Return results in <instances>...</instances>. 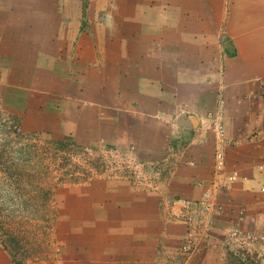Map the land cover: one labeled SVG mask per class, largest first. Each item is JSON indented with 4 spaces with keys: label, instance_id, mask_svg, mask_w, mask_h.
I'll list each match as a JSON object with an SVG mask.
<instances>
[{
    "label": "crops",
    "instance_id": "crops-1",
    "mask_svg": "<svg viewBox=\"0 0 264 264\" xmlns=\"http://www.w3.org/2000/svg\"><path fill=\"white\" fill-rule=\"evenodd\" d=\"M53 1L56 7L57 0ZM53 1L43 5V0H0L1 112L42 130L49 119L56 125L62 118H72L77 126H99L95 108L105 109L103 90L115 85L112 89L120 96L116 101L125 122L137 125L140 119L146 125L142 142L137 141L141 153H148L143 156L160 157L168 145L179 150L171 142L175 128L181 124L180 132L187 126L190 137L184 156L194 167L186 170L192 179L207 183L214 144L205 120L222 100L229 142L226 171H237L239 177L217 196L224 213L216 231L231 225L248 229L252 223L263 222L264 173L257 166L264 159V0H140L137 21L147 33L156 31L145 40L114 38L115 54L125 63L117 67L125 75L113 81L105 78L101 52L82 54V49H76L94 40L77 38L78 27L66 42L45 36L48 28L60 23L58 9L54 19L51 15L43 24V14H49ZM222 34L226 41L220 43ZM143 99L145 108L140 109ZM155 132L158 137L151 136ZM199 190L191 189L190 195L197 196ZM99 197L88 210L96 217L91 219L93 224H101L104 237H99L108 242L106 264H156V257L169 252V243L175 247L182 236L179 229L176 232V227L163 223L156 197L119 196V192ZM97 202L104 206L99 216ZM241 208L249 218L240 217Z\"/></svg>",
    "mask_w": 264,
    "mask_h": 264
},
{
    "label": "rangeland",
    "instance_id": "rangeland-1",
    "mask_svg": "<svg viewBox=\"0 0 264 264\" xmlns=\"http://www.w3.org/2000/svg\"><path fill=\"white\" fill-rule=\"evenodd\" d=\"M43 1V5H51L53 0ZM57 3L55 7L53 1L49 14H43V24L50 21L51 15L54 19V12L60 9L56 14L59 27L48 28L45 36L66 42L78 27L77 38L94 40L92 45L84 43L76 49H82V54L90 50L101 52L108 81L124 74L117 67L125 63L123 57L115 54L114 38L124 42L145 40L156 31L147 33L137 21L140 0ZM75 16L80 19H74ZM219 38L220 43L226 41L225 34ZM119 46L124 47L120 41ZM114 86L103 88L105 109L99 112L95 108L99 126H77L72 118H62L56 125L50 124L49 119L42 130L25 126L20 118L7 116L0 109V264H106L108 250L104 253V248L108 242L99 237L103 233L99 230L101 224L98 220L93 224L91 219L96 217L88 206L100 200L99 196H116V192L119 196L132 193L158 198L163 223L181 231L175 247L169 243V252L157 256L156 264H264V221L252 223L248 229L231 225L216 231V222L224 213V205L217 196L234 182L225 185L215 180L213 170L207 183L189 177L186 168L194 164L185 161L184 156V144L190 137L187 126L180 132L177 129H182L181 124L175 128V140L171 142L179 150L168 145L160 157L143 156L148 153H141L137 141L142 142L146 125L140 119L137 125L125 122ZM142 102L140 109L145 108V99ZM222 124L225 133L224 115ZM205 126L211 134L208 115ZM151 136L158 137L159 133ZM257 169L264 173V159ZM196 187L200 193L193 197L190 190L193 192ZM205 192L210 193L209 211L201 205L206 200ZM182 200L187 204L185 211L177 203ZM94 207L99 216L98 210L104 206L97 202ZM247 214L245 208L239 211L240 217Z\"/></svg>",
    "mask_w": 264,
    "mask_h": 264
},
{
    "label": "built area",
    "instance_id": "built-area-1",
    "mask_svg": "<svg viewBox=\"0 0 264 264\" xmlns=\"http://www.w3.org/2000/svg\"><path fill=\"white\" fill-rule=\"evenodd\" d=\"M223 117V101L220 100L214 112L208 114V124L213 135L214 149H213V172L214 179L224 183L225 185H230L235 182L239 175L237 171L227 172L226 171V162H225V148L228 143L224 133V126L222 124ZM216 185V181H214ZM260 192H264V189L261 188ZM210 197L209 192L204 193V200L201 202L202 209L209 211L211 209V204L208 201ZM180 206V209L185 211L186 202L184 200L177 202ZM190 221V219H189ZM234 234H236L234 232Z\"/></svg>",
    "mask_w": 264,
    "mask_h": 264
}]
</instances>
